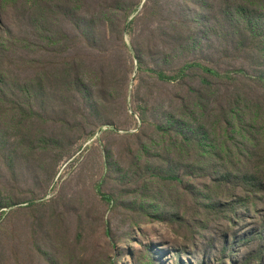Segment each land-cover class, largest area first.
<instances>
[{
    "label": "rangeland",
    "instance_id": "obj_1",
    "mask_svg": "<svg viewBox=\"0 0 264 264\" xmlns=\"http://www.w3.org/2000/svg\"><path fill=\"white\" fill-rule=\"evenodd\" d=\"M0 264H264V0H0Z\"/></svg>",
    "mask_w": 264,
    "mask_h": 264
},
{
    "label": "trees",
    "instance_id": "obj_2",
    "mask_svg": "<svg viewBox=\"0 0 264 264\" xmlns=\"http://www.w3.org/2000/svg\"><path fill=\"white\" fill-rule=\"evenodd\" d=\"M193 66L199 67V68L203 69L204 71L213 73V74H215L217 76H228L229 75V73L221 74V73H219V72H217V71H215L213 69H210L208 67H204V66H202L200 64H197V63H193V64H190V65H187L186 67H184L181 70L180 74H183V72L185 71L186 68L193 67ZM235 73L238 74V73H244V72H243V70H236ZM156 74H157L158 78L161 79V80H172L174 78V76H168V75L164 74L163 72H156ZM102 196L104 198L108 199V196L103 194V193H102Z\"/></svg>",
    "mask_w": 264,
    "mask_h": 264
}]
</instances>
